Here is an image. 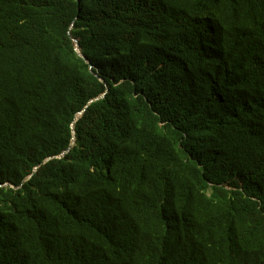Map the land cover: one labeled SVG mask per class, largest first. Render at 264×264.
Wrapping results in <instances>:
<instances>
[{"label":"trees","instance_id":"1","mask_svg":"<svg viewBox=\"0 0 264 264\" xmlns=\"http://www.w3.org/2000/svg\"><path fill=\"white\" fill-rule=\"evenodd\" d=\"M0 264H264V0H0Z\"/></svg>","mask_w":264,"mask_h":264},{"label":"water","instance_id":"2","mask_svg":"<svg viewBox=\"0 0 264 264\" xmlns=\"http://www.w3.org/2000/svg\"><path fill=\"white\" fill-rule=\"evenodd\" d=\"M75 43H76V47L78 48V41H77V39H75ZM69 148L67 149V151L69 150Z\"/></svg>","mask_w":264,"mask_h":264}]
</instances>
